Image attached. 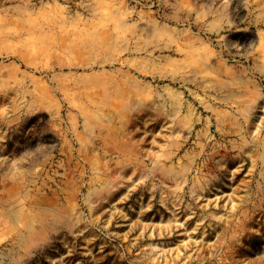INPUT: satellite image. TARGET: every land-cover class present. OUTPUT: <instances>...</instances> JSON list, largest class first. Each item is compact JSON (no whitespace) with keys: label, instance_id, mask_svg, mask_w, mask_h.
Wrapping results in <instances>:
<instances>
[{"label":"rangeland","instance_id":"obj_1","mask_svg":"<svg viewBox=\"0 0 264 264\" xmlns=\"http://www.w3.org/2000/svg\"><path fill=\"white\" fill-rule=\"evenodd\" d=\"M0 264H264V0H0Z\"/></svg>","mask_w":264,"mask_h":264}]
</instances>
